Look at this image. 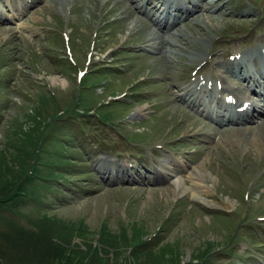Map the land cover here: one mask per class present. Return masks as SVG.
I'll list each match as a JSON object with an SVG mask.
<instances>
[{
	"label": "rangeland",
	"instance_id": "374dc122",
	"mask_svg": "<svg viewBox=\"0 0 264 264\" xmlns=\"http://www.w3.org/2000/svg\"><path fill=\"white\" fill-rule=\"evenodd\" d=\"M197 1L195 12L204 18L177 11L169 31L183 32L168 39L175 38L168 55L148 36L150 27L168 28L158 29L142 11L128 12V0H0V76L7 85L0 83V182L16 180L26 146L52 125L48 120H64L76 107L88 133L82 120L67 121L65 133L72 136L65 143L84 145L88 168L99 176L83 177L90 186L70 189L68 204H50L39 229L60 239L68 234L67 221L81 220L70 242L96 253L100 264H264V142L239 146L231 139L236 132L225 130L234 126L264 139V96L255 97L261 107L244 114L253 119L227 124L215 117L233 113L215 102L232 96L224 86L249 85L248 97L264 91V77L261 85L253 82L263 64L244 63L248 79L226 67L231 55L264 46V0ZM189 87L198 93L196 104L173 89ZM143 104L145 112L138 113ZM255 120H263L260 129ZM167 157L184 190L162 168ZM200 164L207 175L199 200L188 176ZM3 207L0 229L12 220L29 226L27 214L37 212ZM148 236L154 249L137 263L128 246Z\"/></svg>",
	"mask_w": 264,
	"mask_h": 264
},
{
	"label": "trees",
	"instance_id": "16d2710c",
	"mask_svg": "<svg viewBox=\"0 0 264 264\" xmlns=\"http://www.w3.org/2000/svg\"><path fill=\"white\" fill-rule=\"evenodd\" d=\"M0 83L7 87L1 81V76ZM1 84L0 89L4 90L5 86ZM3 99L5 98L0 97V101ZM80 114L82 113L76 107H70L64 120H57L56 115L51 121L48 120L52 125L46 129V123L41 134L26 146L29 152L26 164L18 173L16 180L7 185L0 182V209H3V206L7 209L14 206L23 212L22 209L32 206L33 210L37 211L32 215L27 214L31 223L29 226L12 220L6 223V228L0 229V264H100L96 253L90 254L79 245L70 242L74 229L82 226L81 220L77 221L80 224L67 221L66 223L70 225L66 227L68 234L60 239L51 237L48 232L39 229L41 224H45L43 221L50 217L46 213L51 208L50 204H68L65 198L70 189L77 190L79 187L90 186L87 182H81L83 177L99 176L95 169L88 168L87 154L90 152L84 145L83 147L65 143V140H70L72 136L65 133L69 128L66 125L67 121L82 120L83 123H77L85 129L87 124L85 115L79 116ZM63 125L65 126L61 128ZM85 131L88 133L86 129ZM128 247L127 251L137 263L154 249L149 236L137 238ZM207 256L204 255L201 262L205 261ZM108 263L105 259L101 260V264Z\"/></svg>",
	"mask_w": 264,
	"mask_h": 264
},
{
	"label": "bare ground",
	"instance_id": "6f19581e",
	"mask_svg": "<svg viewBox=\"0 0 264 264\" xmlns=\"http://www.w3.org/2000/svg\"><path fill=\"white\" fill-rule=\"evenodd\" d=\"M147 1L149 0H128L127 11L130 12V10L132 9L142 11L150 15L153 21V24H155L158 29L161 30L163 27L168 28L167 29L168 32L163 33L161 31H156L154 27H150L151 31L150 33H148V36H150L149 40L152 42L151 46L155 47L154 49L162 48L164 52H166V54L168 55H170L171 51L174 50V47L172 46V44L175 42L174 41L175 38H172V41L168 39H170L172 36H175L177 33L182 34L183 32L179 28H176L172 32L169 31L170 30L169 27L173 26L178 20L177 11L185 12L189 16L198 18L200 20H202L204 18L203 15H205L204 12H200V11L195 12V10L199 9V2L197 0H186L187 2H184V0H158L157 3L153 4L149 10L143 7V4ZM153 2H155V0H153ZM189 2L191 3V5L189 4ZM173 11H175L176 14ZM155 13H157V15L156 17H153V14ZM168 24L170 25L168 26ZM6 26L9 27V25H6ZM165 40H166V44L169 43V46L168 45L165 46L162 44L163 42H165ZM198 52L200 51L194 50L192 54H196V53L198 54ZM226 67L228 71L234 74H237V75H241L243 79L252 78L251 71L246 67L242 68V65L240 64H236L231 61L227 64ZM257 71L259 73V76H255L253 82H254V85L255 84L261 85L262 84L261 78L264 77V66H262V68L260 69H257ZM261 86L262 88H264V85H261ZM224 87H226L225 89L229 90L230 94H232V97H234L233 102L232 100H230V102L226 100L222 101L219 98H216L215 102L219 103L220 105L226 104L229 107L231 106V111H234L235 114L227 115L225 117L224 113H222V115H218L216 113L215 117L220 118L222 121H224L227 124L240 123L248 119H253L251 115L247 116L244 114H247L248 113L247 110H249L250 108L253 109V108L261 107L259 101L256 100L255 97L259 96L260 99H263L264 91L261 88L258 89V91L256 92V96H254L251 91L252 95L251 97H248V95H246V93H244L243 90L248 89L250 87L249 85H242L236 90L232 85H227ZM191 88L192 87L187 88L184 93L181 91V89L179 90H176V88H173V89H175L174 91L177 95H179L182 99L187 100L188 103L192 102V104H196L197 102L196 97L198 93L196 89H193V88L191 89ZM199 89H202L201 86L199 87ZM187 93L190 96L191 95H194V96L189 99V97L186 96ZM238 93H241V95H239ZM213 98H214V95H213ZM227 106H225L224 109H226ZM145 107L146 105L144 104L141 106L138 105L137 112L144 113L146 109ZM242 107H245V109ZM260 121L255 120L256 128L260 129L262 127L261 125L263 124V120H260ZM238 129L239 128H236L234 126H226L225 128L226 131H231L232 133L236 132V135L234 137L231 135L232 136L231 139L237 140L239 142V146L247 145L249 142H255L259 148L261 144L264 142V139H260V136L257 132H255L254 135H250V134L246 135V134H243L242 131H239ZM258 137L260 139V142H258ZM161 166L162 168L167 170V174L170 176V179H172L177 190H184L185 188H187L185 181L182 180L181 175H179L178 171L175 169L174 164H172V161H170L168 157L165 160H163ZM189 174L190 175L188 177L191 180L190 188L193 191V196H195L197 199L203 198V195H201L199 191H201L203 189V185H205L204 176L207 175V171L204 169L203 165L200 164L199 166H196L194 170ZM205 201L209 202L207 199H205Z\"/></svg>",
	"mask_w": 264,
	"mask_h": 264
}]
</instances>
